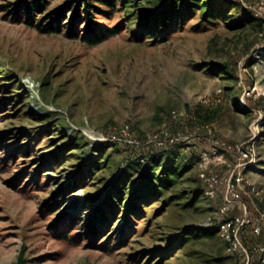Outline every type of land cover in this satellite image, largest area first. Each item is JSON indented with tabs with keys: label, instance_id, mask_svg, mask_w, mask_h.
I'll return each mask as SVG.
<instances>
[{
	"label": "rangeland",
	"instance_id": "obj_1",
	"mask_svg": "<svg viewBox=\"0 0 264 264\" xmlns=\"http://www.w3.org/2000/svg\"><path fill=\"white\" fill-rule=\"evenodd\" d=\"M69 1L17 22L22 0H0V264H264L221 236L231 156L198 161L216 140L253 145L242 198L252 221L264 213L262 0H88L96 43L82 12L72 35L71 11L40 31ZM126 123L141 142L190 140L167 143L178 159L137 165L163 149L115 142ZM203 172L220 178L215 197ZM241 234L257 241L251 225Z\"/></svg>",
	"mask_w": 264,
	"mask_h": 264
},
{
	"label": "built area",
	"instance_id": "obj_2",
	"mask_svg": "<svg viewBox=\"0 0 264 264\" xmlns=\"http://www.w3.org/2000/svg\"><path fill=\"white\" fill-rule=\"evenodd\" d=\"M253 14L264 20V0H262L258 7H252ZM29 83L33 84V80L29 79ZM222 101V89H218L216 93L215 102ZM173 116L176 117V112H173ZM168 134L153 133L147 136L145 142H141L135 138L132 134V127L129 123L123 124L117 132V136L114 137L115 142L130 145L136 149L149 145L158 146L160 149L167 148V143L177 142H189L188 136L169 138ZM106 140V141H114ZM143 143V144H142ZM161 152V150H157ZM228 156H231L233 160V169L229 178L225 183L224 202L218 211V215L227 216L225 221L221 225V236L228 243V250L234 253H239L242 256L249 258L250 254L256 252L262 253L264 256V213H260L256 221H252L249 216V210L247 204L242 198L243 185L245 182L244 173L250 163L255 161L256 151L253 145L249 144H230L225 141L216 140L213 148L208 152H203L199 155V166L205 169L208 165H223L227 164ZM201 176L207 182L206 195L209 197H215L216 188L220 182L218 174L203 172ZM250 191L258 193L256 187L252 185ZM234 209L238 213H233ZM247 225L252 226V235L257 240L251 246H246L242 237V229Z\"/></svg>",
	"mask_w": 264,
	"mask_h": 264
},
{
	"label": "trees",
	"instance_id": "obj_3",
	"mask_svg": "<svg viewBox=\"0 0 264 264\" xmlns=\"http://www.w3.org/2000/svg\"><path fill=\"white\" fill-rule=\"evenodd\" d=\"M10 6V5H9ZM9 6H6L8 8ZM13 6V4H11ZM94 6L88 2V0H71L62 7L54 9L45 15V24H39V29L42 32H57L59 30L58 25L66 18L68 11H71V18L68 20L69 23V34L72 35L76 29V20L81 16V12L84 16L85 30L89 35V42L96 43L100 41L105 33L100 34L96 30L98 21L94 16ZM46 10L45 0H22L21 3L17 4L12 10V20L21 21V12L26 11L27 19H35V12L44 13ZM254 15V14H253ZM255 16V15H254ZM256 17V16H255ZM258 20L264 23L262 18L256 17ZM113 33V32H110ZM103 144L110 145V141H106ZM181 156L180 149L177 146H169L157 152L156 150H148L146 153H140V159L136 161L137 165H143L145 162H156L163 159H178ZM198 157V156H197ZM142 160H144L142 162ZM135 163V164H136ZM134 164H130L133 167Z\"/></svg>",
	"mask_w": 264,
	"mask_h": 264
}]
</instances>
